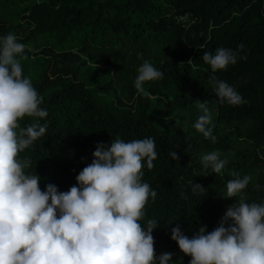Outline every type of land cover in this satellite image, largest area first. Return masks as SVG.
I'll use <instances>...</instances> for the list:
<instances>
[{
	"label": "trees",
	"instance_id": "1",
	"mask_svg": "<svg viewBox=\"0 0 264 264\" xmlns=\"http://www.w3.org/2000/svg\"><path fill=\"white\" fill-rule=\"evenodd\" d=\"M9 33L26 45L18 59L48 112L39 121L46 134L19 154L31 159L26 173L40 176L41 190L76 185L98 143L154 138L158 155L152 169L145 164L143 182L157 196L140 223L158 222L155 254L172 253L170 264L191 260L171 239L177 225L191 238L201 226L218 227L241 198L264 204V0H0V37ZM241 43L247 58L226 70L213 73L202 59ZM144 61L163 73L144 84L147 94L134 87ZM217 79L247 103H222ZM198 101L207 103L215 142L193 127L203 114ZM214 151L227 159L218 174L201 163ZM234 173L252 179L228 198ZM193 183L206 190L193 193Z\"/></svg>",
	"mask_w": 264,
	"mask_h": 264
},
{
	"label": "clouds",
	"instance_id": "2",
	"mask_svg": "<svg viewBox=\"0 0 264 264\" xmlns=\"http://www.w3.org/2000/svg\"><path fill=\"white\" fill-rule=\"evenodd\" d=\"M25 48L14 33L0 37V264H170L172 253L155 254L152 233L158 222L149 219L143 227L140 223L149 199L157 196L143 182L145 164L150 170L157 159L154 138L125 142L117 137L110 145L98 143L92 162L66 192L51 183L41 190L40 176L26 173L31 159H20L19 154L46 134L48 124L39 121L48 112L41 107L43 98L31 78L23 73L18 57ZM243 49V43L235 51L218 47L214 54L204 52L202 59L216 73L236 64L238 58L246 59L239 55ZM162 77L161 71L144 61L134 87L144 93L146 82ZM215 85L222 103H247L225 81L217 79ZM197 107L203 114L194 129L215 142L207 103L198 101ZM25 117L37 119L21 127ZM170 155L180 159L174 151ZM220 155L218 151L203 154V168L220 173L227 164ZM234 175L237 178L226 185L228 198L242 193L252 179ZM205 190L200 184L192 185L193 193ZM171 239L191 257L189 264H264V204L241 198L227 208L211 232L201 226L189 238L177 225Z\"/></svg>",
	"mask_w": 264,
	"mask_h": 264
},
{
	"label": "built area",
	"instance_id": "3",
	"mask_svg": "<svg viewBox=\"0 0 264 264\" xmlns=\"http://www.w3.org/2000/svg\"><path fill=\"white\" fill-rule=\"evenodd\" d=\"M156 256H157V257H159V256H160V254H156Z\"/></svg>",
	"mask_w": 264,
	"mask_h": 264
}]
</instances>
